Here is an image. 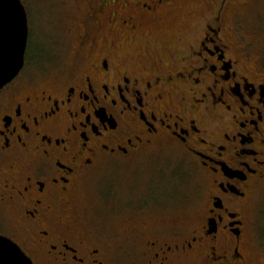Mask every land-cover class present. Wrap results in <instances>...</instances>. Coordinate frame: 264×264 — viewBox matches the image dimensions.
I'll return each mask as SVG.
<instances>
[{
  "label": "flooded vegetation",
  "instance_id": "flooded-vegetation-1",
  "mask_svg": "<svg viewBox=\"0 0 264 264\" xmlns=\"http://www.w3.org/2000/svg\"><path fill=\"white\" fill-rule=\"evenodd\" d=\"M183 1L83 0L72 15V58L59 61L54 50L26 74L25 56L0 90V235L33 264H264L255 199L264 183V57L219 11L199 35L192 25L157 41ZM140 36L145 53L121 52ZM165 150L207 183L197 214L152 225L143 216L146 203H159L151 196L121 243L93 231L76 204L80 181Z\"/></svg>",
  "mask_w": 264,
  "mask_h": 264
},
{
  "label": "rangeland",
  "instance_id": "rangeland-1",
  "mask_svg": "<svg viewBox=\"0 0 264 264\" xmlns=\"http://www.w3.org/2000/svg\"><path fill=\"white\" fill-rule=\"evenodd\" d=\"M21 1L30 21L29 46L26 52L28 69L25 73L30 74L32 70L39 69L37 65L46 61L48 54L54 50L58 51L59 61L70 60L74 55L72 47L76 44L77 36V29L75 31L73 27V16L78 13L79 7L84 6L83 0ZM50 3L61 5L53 8ZM218 11L221 12L223 23L227 26H237L239 31L236 32L244 36L247 42L254 43L255 54L264 57V0L183 1L179 7V20H175L174 26H169L172 29L165 27L163 36L158 37L157 41L189 35L192 25L199 26V35L201 25ZM98 27L101 32L109 30L106 23ZM143 41L144 38L140 36L131 43L127 42L123 44L121 52L133 49L145 53L148 46ZM124 46H128V49ZM180 154L175 150H165L151 156L144 154L119 167L106 164L93 173L90 172L80 181L77 189L76 204L81 215L92 224L93 231L105 232L119 243L126 232L132 231L129 217L138 214L136 206L144 205L151 196L154 199L159 198V203H146L148 207L143 216L144 221L150 220L152 225L162 224L167 228L172 223H181L194 217L198 212L196 204L205 199L208 187L195 167L189 162L186 163L185 156ZM179 161L183 162L185 167L178 165ZM164 195L172 198L167 196L162 199ZM255 197L261 203L258 222L261 225L260 233L264 235V183L260 184ZM127 203H131V206ZM60 216L69 215L61 213ZM253 218L257 220V213ZM130 247L132 244H127L129 250ZM127 248L120 249L125 253Z\"/></svg>",
  "mask_w": 264,
  "mask_h": 264
},
{
  "label": "water",
  "instance_id": "water-1",
  "mask_svg": "<svg viewBox=\"0 0 264 264\" xmlns=\"http://www.w3.org/2000/svg\"><path fill=\"white\" fill-rule=\"evenodd\" d=\"M28 40V15L22 1L0 0V90L23 69ZM0 264L33 262L16 243L0 235Z\"/></svg>",
  "mask_w": 264,
  "mask_h": 264
}]
</instances>
